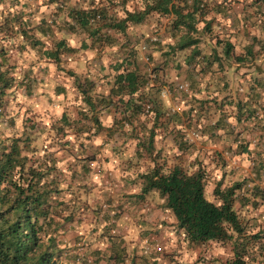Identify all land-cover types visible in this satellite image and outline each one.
I'll return each instance as SVG.
<instances>
[{"label": "rangeland", "instance_id": "374dc122", "mask_svg": "<svg viewBox=\"0 0 264 264\" xmlns=\"http://www.w3.org/2000/svg\"><path fill=\"white\" fill-rule=\"evenodd\" d=\"M76 1L7 0V4L0 7V11H24L25 19L31 21V27L39 26L44 21L51 26L48 36L42 35L38 29L33 31L32 34L41 40L36 48L26 44L19 35L15 37L14 42L6 43L7 48L11 49L9 67H14L18 83L13 89L11 105L8 108V119L13 118L14 124L5 120L6 122L0 125V135L5 138L15 134L29 137L32 144L30 151L37 150L34 152L35 157L47 155L49 160L58 165L61 175L59 177L64 180L65 190L62 195L65 199L72 200L71 206L78 213L75 220L67 224L65 233L62 230L58 238L60 247L66 248L69 253L80 255L85 261L83 264H228L234 256L236 236L231 242L190 243L184 231L178 227L176 218L166 209L160 195L152 192L143 196V180L140 175L154 165L155 156L160 164L170 163L173 166L177 163L190 173L201 169L207 173L206 198L217 205L221 203L215 195L218 181L223 179L221 190L242 182L243 190L237 191L235 207L248 234H263L264 138L258 149L247 148L244 153L238 150L237 144H231L233 134L241 133L238 129L232 131V127H240L241 130L246 128V131L249 129L252 132L255 122L245 121L243 118L244 121L231 124L230 118L227 117V126L221 127L219 131L202 127L198 128L200 131L194 132L189 130V127H184L182 132L177 131L174 134L159 127L154 140V153L152 156L143 157L136 153L137 143L145 132L150 134L154 126L151 118L146 116L141 117L133 133L126 128V134L110 138L107 131L100 130L94 134L93 130L74 137L70 128L65 127L67 136L62 139L63 130L58 132L57 127H61L59 120L64 113L72 120H78L91 113L77 88L75 76L81 82L85 79L95 82L92 92L95 99L107 96L114 83V65L124 53L120 51L124 36L102 27V22L94 25L100 30L96 40H92V37H88L87 33L81 30L74 33L68 31L69 28L64 26V22L69 21V10L75 6ZM217 1L226 2L225 8L228 12L225 13V18H218L211 25L210 31L204 30L206 23L213 17L212 11L209 10L210 14L205 21L197 25L199 32L193 33L194 37L201 39L199 48L202 53L213 49L217 41L216 35H219L221 30L223 32L226 25L232 24L233 19H238L241 28L246 23L250 33L264 32V19L253 17L255 13H260L251 10L255 5L253 0H232L235 3H230V0H213ZM106 2L111 12L115 11L113 15L121 18L125 15L126 7L127 10L138 7L136 0L126 7L117 5L118 0H115L116 4L109 0ZM211 7L212 5L209 9ZM243 8L249 12L245 13ZM247 15L253 18L245 20ZM262 16L264 17V14ZM228 32L232 33L229 28L225 29L224 35H228ZM180 36L181 33L176 32L170 25V18L157 14L149 16L143 24L129 30L128 34L131 42L138 43L137 60L140 64L144 63L149 72L159 65L168 66L164 69L165 75L161 76V83H171L175 87L183 82L196 83V97L199 99L180 91H172L167 97L161 96L166 107L172 111L179 107L190 109L193 106L198 107L201 100L204 108L201 111L197 109L198 115L205 116L204 125L215 127L219 112L221 115H229L239 111L234 105L242 101L241 95L245 89L233 83L227 86L223 84L218 88L211 83V79L208 84L202 85L199 67L193 68L184 64L191 49L174 55L168 48H165L164 52L156 48L166 47L167 44L175 45ZM60 41L65 42L73 51H62L61 61L56 63L47 58L45 52L54 48ZM219 49L223 51L224 48L222 46ZM198 60L199 58L193 63ZM232 67L236 72L239 71L234 65ZM207 76H210V69ZM211 92L214 93L209 95ZM261 110L264 114V107ZM98 114L104 127L112 126L113 111L100 110ZM234 118L238 120L237 115ZM192 124L194 129L199 123L193 121ZM195 124L197 125L194 126ZM194 133L197 134V139H193ZM177 136L179 139L181 137V141L182 138L189 141L192 152L185 151L181 154V151H178ZM67 141H72L73 144L69 146ZM32 155L33 153H30V156ZM93 157H96L95 161L91 160ZM75 171L77 176L73 177ZM54 175L55 173L51 179ZM65 181L67 184L73 183V186L68 188ZM256 186L263 189L262 193H258V196H262L257 198L258 207H253L250 203L242 206L245 204L243 198L253 201L252 195L257 193L254 190ZM113 219L115 227L110 228L111 226L105 223ZM258 245L249 261L250 264H264V248ZM118 246L119 260L116 261L110 258L107 248L115 252ZM63 259H66V255Z\"/></svg>", "mask_w": 264, "mask_h": 264}, {"label": "trees", "instance_id": "16d2710c", "mask_svg": "<svg viewBox=\"0 0 264 264\" xmlns=\"http://www.w3.org/2000/svg\"><path fill=\"white\" fill-rule=\"evenodd\" d=\"M136 2L138 7L133 10L125 8V15L122 18L116 14L113 15L107 5L84 9L82 5L77 4L69 10V21L64 22V26H68L70 33L81 30L87 33L88 37H92V40H96L100 30L94 25H99L102 22V27L113 30L119 35L122 34L121 36H124L125 40L120 49L124 53L114 65L116 71L114 83L107 96L103 95L95 99L92 96L95 82L90 79L81 82L77 76L73 75L77 78V88L81 91L84 103L90 108L91 113L85 114L78 120H72L67 113H64L59 120L61 127H57L58 132L63 130L62 139L67 136L64 131L65 127L70 128L71 135L74 137L77 134L89 133L93 130H95L94 134L99 133L100 130L107 131L110 138L126 134V128H129L133 133L136 131L137 123L141 117L146 116L151 118L154 126L150 130V134L145 132L137 143L136 153L143 157L145 155L152 156L154 153V140L158 135L156 130L159 127L162 130H170L174 134L177 131L182 132L184 127H189V130L197 132L200 131L198 128L202 127L219 131L221 127L227 126V121L215 123V127L210 128L209 125H204L205 116L198 115V110L201 111L204 108L201 100L198 107L193 106L190 109L179 107L173 111L168 109L161 98L163 89L170 88V94L172 91H178V93L180 91L178 86L160 82L161 76L165 75L163 74L164 69L168 66L160 67L159 65L149 72L148 67L144 63L140 64L137 60L136 45L138 43L136 44L137 41L131 42L127 30L132 25L143 24L152 14L170 18L172 28L181 33L179 40L175 45L167 44L166 47H155L163 52L165 48H168L169 52L174 55L191 49L184 64L193 66V68L199 67L200 71H203V66H212L215 62H221L226 57L232 60L238 58L235 46L230 42V39L241 33V30L250 33L248 25L244 23L241 28L238 19H233L232 24L226 25L223 32L220 31L222 34L216 35L217 41L213 46L212 52H217L223 46V56H219L220 54L204 55L199 48L201 39L194 37L193 33L199 32L197 25L201 21H205V18L210 14L209 10L212 11L213 17L206 23L204 30L210 31L211 25L218 18H225L228 12L226 11L228 9L225 8L226 2H213V0H136ZM230 3H235V1L230 0ZM253 3L264 4V0H253ZM4 4H7V0H0V7ZM210 5H212L211 9H209ZM1 10L0 125L5 123V120H10L9 122L14 124L13 118L8 119L10 116L8 108L11 105L13 89L18 83L14 67H9L11 49L7 48L6 43L14 42L15 37L19 35L26 44L36 48L40 45L41 40L32 34L33 31L38 29L42 35L48 36L51 29V26L48 25L50 23L45 21L39 26L31 27V21L25 19L24 11L13 13ZM243 10L246 12L247 9L243 8ZM259 12L254 16L263 20L262 14L264 13L263 11ZM247 16L244 17L245 20L253 18L250 15ZM262 27L264 28V25ZM227 28L232 33L228 32V35H224ZM228 37L229 40H227ZM64 50L73 51L66 46L65 42L60 41L45 54L47 58L59 63L61 52ZM164 54L169 55V53ZM230 54L232 55L230 56ZM197 58H199L198 62L193 63ZM178 67H180L179 64ZM189 85V92H180L190 97H196L198 92L195 88L196 83L190 81ZM243 103V101L238 103L239 114L247 120L263 119L261 114L263 107L258 109L256 105H251L246 108L248 106H242ZM100 110L113 111L114 121L111 127L106 128L102 125L98 114ZM193 121L199 123L194 125H197V128L193 129ZM259 122L257 121L256 124L258 125ZM180 139L177 136L178 151H181V154L185 151L192 152L189 141ZM244 141L248 142V140ZM66 144L71 146L73 143L67 141ZM240 145H237L238 148L245 147L244 144ZM31 146L30 138L23 137V134H15L7 138L0 135V264H83L85 261L80 255L67 252L66 248L60 247L58 241L61 232L65 233L67 224L73 222L78 216L77 210L71 206L72 200H67L62 195L65 189L63 187L64 180L62 181L59 177V167L56 162L49 160L47 155L35 157L34 152L37 150L30 151ZM241 148L240 151L243 152ZM30 153L33 155L30 156ZM155 157L157 158V156ZM156 158H153L154 165L146 173L140 175V179L143 180V196L152 192L158 193L164 200L166 209L176 218L178 227L184 231L187 240L192 244L231 242L235 240L236 236L234 256L232 260L228 261V264H250L249 261L255 253L256 246L259 244L260 248H264V233L248 234L242 224L238 209L235 207L237 191L242 192L244 183L237 182L229 188L221 190L223 179L218 181L215 195L221 203L217 205L206 198L207 173L205 171L197 169L190 173L177 163L173 166L170 163L160 164ZM91 160L95 161L96 157ZM54 173V178L51 179ZM75 175L77 176V171L72 176ZM66 182L68 188L73 186V183L67 184ZM254 190L257 193L252 195L253 201L243 198L245 204L242 206L250 203L253 207H258L257 198L262 197L258 196V193H262L263 189L256 186ZM109 214L111 215V213ZM114 219L113 222L108 221L105 224L114 228ZM107 250L111 259L119 260V246L115 252L112 249L107 248ZM64 255H66L65 260L63 259Z\"/></svg>", "mask_w": 264, "mask_h": 264}, {"label": "crops", "instance_id": "0c3cea01", "mask_svg": "<svg viewBox=\"0 0 264 264\" xmlns=\"http://www.w3.org/2000/svg\"><path fill=\"white\" fill-rule=\"evenodd\" d=\"M109 1H111L112 4H116L115 0H109ZM128 1L129 0H118L117 5L126 7L129 3H131ZM77 4L83 5L84 9H94V8L106 6L107 2L106 0H77L75 5ZM251 10L256 12L264 11V4L263 3L255 4L254 7L251 8ZM114 12L111 13L114 14ZM246 12L249 11L246 10ZM138 26L137 25L130 26L127 30V33L129 34V30H132ZM227 40H229V37L227 38ZM230 42L233 44V46H235V52L238 58L236 60H232L229 59V57H226L222 59L221 62L219 61L215 62L214 64H212V66H208V67L206 65H205L206 67L203 66L204 70L200 72V76L202 77V79L200 78L201 80L200 82H203L202 85H205L208 84L211 79L212 80L211 83H214L215 86H217L218 88L220 85L223 84L224 86H227L229 84L232 85V83L234 85H239L243 89H245L243 91V95H241V100L244 102L242 106H248L246 108H249V106L251 105L253 106L256 105L258 109H261V107H264V32L248 33L243 31L238 35H234L230 39ZM212 50L213 49H211V51H209L208 53H203V54L204 55L220 54L219 56H223L224 54V52L221 49H218L217 52L215 51L212 52ZM231 55L232 54H230V56ZM233 65L239 69L238 72H236V69L232 67ZM209 69H210V76H207ZM213 93L214 92L208 94L212 95ZM211 98H213V96ZM238 105L239 104L234 106H237V109L239 110ZM236 115L238 120H235L234 118V116ZM262 116L263 119L256 118L255 120L252 118L248 120L253 123L255 122L254 123L255 128L252 130V132H250L249 129H247L246 131V128L241 130L240 127H232L231 128L232 131L238 129L241 133H238V135H235V133L233 134L234 139L231 144H237V145L241 144L240 146L244 144L245 147L243 149L240 147L243 150V152L246 150L247 147L249 150L258 149L259 148L258 146L261 145V140L264 138V114H262ZM227 117L230 118L231 124L239 121L242 122L243 118L245 119V121H247V119L243 117V115L239 114L238 111L237 113H232V114L230 113L228 116L221 115V113L219 112L218 119L216 120V122L225 123L227 121ZM257 121H260L258 125L256 124ZM229 127H231V125ZM244 140H248V142H245ZM231 144L229 146H231ZM240 148H238V150H240Z\"/></svg>", "mask_w": 264, "mask_h": 264}, {"label": "built area", "instance_id": "2783aa9c", "mask_svg": "<svg viewBox=\"0 0 264 264\" xmlns=\"http://www.w3.org/2000/svg\"><path fill=\"white\" fill-rule=\"evenodd\" d=\"M97 18L99 19L100 17L98 16ZM178 88L180 91L187 93L189 92L190 85L184 82L178 85ZM168 95H170V88H164L162 91V96L167 97ZM193 137H194L193 139H197V134L194 133Z\"/></svg>", "mask_w": 264, "mask_h": 264}]
</instances>
